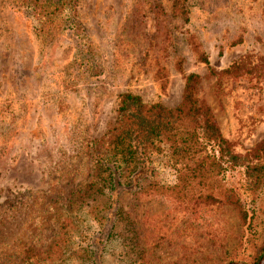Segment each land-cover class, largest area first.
Here are the masks:
<instances>
[{
    "label": "rangeland",
    "instance_id": "rangeland-1",
    "mask_svg": "<svg viewBox=\"0 0 264 264\" xmlns=\"http://www.w3.org/2000/svg\"><path fill=\"white\" fill-rule=\"evenodd\" d=\"M38 1L0 0V264H89L82 248L99 251L110 222L86 206L58 219L51 197L89 182L87 143L114 125L120 94L175 108L185 78L197 74L200 96L235 151L264 141V0H190L186 24L171 16L172 0H79L91 46L58 21L51 29L40 23L50 3ZM150 164L158 180L175 184L168 150ZM237 175H228L231 184ZM130 206L151 264H249L230 261L242 230L229 208L208 216L219 229L210 235L164 197Z\"/></svg>",
    "mask_w": 264,
    "mask_h": 264
},
{
    "label": "trees",
    "instance_id": "trees-1",
    "mask_svg": "<svg viewBox=\"0 0 264 264\" xmlns=\"http://www.w3.org/2000/svg\"><path fill=\"white\" fill-rule=\"evenodd\" d=\"M41 1L50 3V15L42 14L40 23L50 24L51 29L58 21L60 28H72L83 44L92 45L78 19L79 0ZM42 2L36 5H43ZM189 2L172 0L171 16L178 22H189ZM205 63L209 61L206 59ZM240 66L222 71L220 76L233 74ZM201 80L197 74L185 78L182 102L175 108L147 104L132 93L120 94L114 125L102 137L87 143L89 182L81 188L57 190L52 195L58 219L86 206L91 213L98 211L103 223L110 222L105 245L99 251L92 249L96 244L82 248V258L87 257L89 264H106L107 254L113 255L118 264H151L135 209L129 207L132 201L147 197L174 201L180 206V213L203 222L210 235L219 229L208 216L229 208L242 230L240 243L230 251V261L264 264V141L246 153L235 151L224 138L211 107L200 96ZM164 150H168L177 170L174 185L163 184L151 168L152 155ZM231 173L240 177L238 185L231 184ZM130 189L131 202L127 205L122 200ZM62 223L64 220L59 222ZM65 228H59L63 242L68 237ZM26 263L33 264L29 260Z\"/></svg>",
    "mask_w": 264,
    "mask_h": 264
},
{
    "label": "water",
    "instance_id": "water-1",
    "mask_svg": "<svg viewBox=\"0 0 264 264\" xmlns=\"http://www.w3.org/2000/svg\"><path fill=\"white\" fill-rule=\"evenodd\" d=\"M229 264H246V263L233 262V263H229Z\"/></svg>",
    "mask_w": 264,
    "mask_h": 264
}]
</instances>
